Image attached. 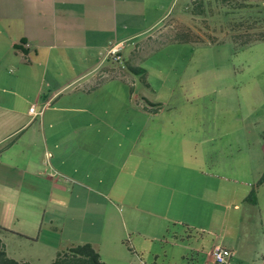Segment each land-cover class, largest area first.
I'll list each match as a JSON object with an SVG mask.
<instances>
[{
  "label": "rangeland",
  "instance_id": "rangeland-1",
  "mask_svg": "<svg viewBox=\"0 0 264 264\" xmlns=\"http://www.w3.org/2000/svg\"><path fill=\"white\" fill-rule=\"evenodd\" d=\"M197 1L164 0L132 53L59 84L38 172L67 191L0 201V227L28 234L0 230L10 257L91 243L106 264H205L220 245L264 264V0Z\"/></svg>",
  "mask_w": 264,
  "mask_h": 264
},
{
  "label": "crops",
  "instance_id": "crops-1",
  "mask_svg": "<svg viewBox=\"0 0 264 264\" xmlns=\"http://www.w3.org/2000/svg\"><path fill=\"white\" fill-rule=\"evenodd\" d=\"M163 3L0 0V201L9 203L6 197H17L25 199L19 202L41 203L47 195L53 204L62 203L58 195L66 192V187L53 178L42 179L38 172L42 146L47 143L42 121L48 110H55L50 105L60 101L59 84L84 80L85 74L76 69L91 61L98 65L101 56L116 46L122 47V57L126 50L132 53L134 45L137 47L159 27L164 18ZM135 40L140 42L134 44ZM80 93L84 92L77 90ZM26 98L41 105V110L35 108L42 111L41 115L33 117L31 107L28 111L21 109L20 99ZM56 127L48 126L51 131ZM11 229L0 227L8 234L28 237L19 229ZM215 246L210 248L205 264ZM231 249L235 257L230 264H243V252Z\"/></svg>",
  "mask_w": 264,
  "mask_h": 264
},
{
  "label": "trees",
  "instance_id": "trees-1",
  "mask_svg": "<svg viewBox=\"0 0 264 264\" xmlns=\"http://www.w3.org/2000/svg\"><path fill=\"white\" fill-rule=\"evenodd\" d=\"M193 4H198L197 0H193ZM179 41H191L187 35H180ZM248 44V43H247ZM264 181V176L261 182ZM0 264H29L26 261H18L10 257L3 241L0 239ZM50 264H106L102 261L98 250L91 243L71 245L65 250L56 253Z\"/></svg>",
  "mask_w": 264,
  "mask_h": 264
},
{
  "label": "built area",
  "instance_id": "built-area-1",
  "mask_svg": "<svg viewBox=\"0 0 264 264\" xmlns=\"http://www.w3.org/2000/svg\"><path fill=\"white\" fill-rule=\"evenodd\" d=\"M122 47H114L110 50L111 54L116 55V59L119 60V50ZM30 114L33 115V117H36L38 115L42 114V111H36L35 107L30 108ZM235 257V251L230 248H226L223 246H215L214 249L210 253V261L208 264H230V262Z\"/></svg>",
  "mask_w": 264,
  "mask_h": 264
}]
</instances>
